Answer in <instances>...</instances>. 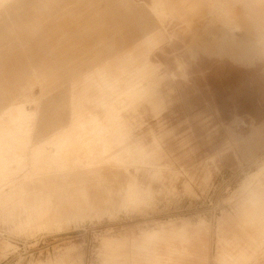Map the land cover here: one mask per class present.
<instances>
[{
	"label": "rangeland",
	"instance_id": "rangeland-1",
	"mask_svg": "<svg viewBox=\"0 0 264 264\" xmlns=\"http://www.w3.org/2000/svg\"><path fill=\"white\" fill-rule=\"evenodd\" d=\"M170 29L175 41L154 52L163 105L158 114L147 106L134 130L148 145L155 136L163 150L157 162L161 180L152 184L153 191L130 185L124 176L136 167L124 162L133 154L126 148L122 114L136 110L148 92L140 80L124 86L119 65L106 74L115 95L102 108L107 118H79L67 129L68 79L59 80L62 91L50 87L45 97L39 85L32 86L28 95L37 103L0 109V264H72L80 257L81 264H117L130 238L156 241L178 223L200 220L209 227L208 264H222L226 236L217 232L219 217L231 211L236 190L264 173V48L256 46L234 61L198 45L224 34L242 43L244 34H232L221 23L211 25L208 34ZM46 101L51 121L62 127L57 132L64 130L38 143L34 112L39 118ZM107 167L116 172V183L103 194ZM257 259L254 263L264 264Z\"/></svg>",
	"mask_w": 264,
	"mask_h": 264
},
{
	"label": "crops",
	"instance_id": "crops-1",
	"mask_svg": "<svg viewBox=\"0 0 264 264\" xmlns=\"http://www.w3.org/2000/svg\"><path fill=\"white\" fill-rule=\"evenodd\" d=\"M20 1L7 0L0 6V109L5 105L37 103L28 95L32 86L39 85L45 97L50 87L62 91L63 84L59 80L68 79L71 113L67 129L79 118L90 119L96 115L107 118L102 108L113 102L115 95L110 93L111 78L106 74L119 65L116 68L124 71V86L133 87L141 81L139 86L148 92L136 110L122 114L129 143L126 148L133 154L124 162L136 167L135 172L128 170L124 176L130 185L142 184L151 191L152 184L161 180L162 171L157 162L163 150L155 136L153 144L148 145L134 130L147 106L158 114L163 105L161 76L154 52L160 45L175 41L171 25L180 26L184 32L203 30L208 34L211 25L221 23L232 34H244L247 39L242 43L233 35V39H227L224 34L198 45L206 53H217L234 61L248 57L256 46L264 48V0H165L164 4L172 5L167 11L159 6V0L149 3L136 0ZM238 5L243 7L239 10ZM134 28L139 32H134ZM249 36L256 38V42L250 41ZM194 39L197 42L201 37L196 35ZM117 52L119 57L115 59ZM78 70L79 73L67 74ZM55 81L58 86H52ZM49 109L46 101L41 105L39 118L38 110L34 112V139L38 143L64 130L57 132L62 127H57L55 120L51 121ZM51 133L53 135L49 136ZM102 175L107 178L103 188L106 194L107 190L114 189L116 172L107 167ZM80 178L81 175L75 176L76 180ZM255 180L251 186L245 184L234 192L231 211L219 217L217 232L226 236L223 237L226 249L219 254L222 264H256L258 256L264 258V173ZM171 231L156 241L130 238L124 258L115 262L208 264L206 221L181 222ZM78 260L79 263H71L81 264V257Z\"/></svg>",
	"mask_w": 264,
	"mask_h": 264
},
{
	"label": "bare ground",
	"instance_id": "bare-ground-1",
	"mask_svg": "<svg viewBox=\"0 0 264 264\" xmlns=\"http://www.w3.org/2000/svg\"><path fill=\"white\" fill-rule=\"evenodd\" d=\"M164 1L165 0H161L160 2H159V4L161 3V5H162V7H163V9L164 10H168V9H170L171 7H172V5H166V4H164ZM164 13V12H163ZM214 14V13H213ZM157 141V140H156ZM155 143V142H154Z\"/></svg>",
	"mask_w": 264,
	"mask_h": 264
}]
</instances>
